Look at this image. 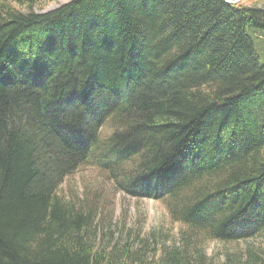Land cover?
<instances>
[{"label": "trees", "instance_id": "16d2710c", "mask_svg": "<svg viewBox=\"0 0 264 264\" xmlns=\"http://www.w3.org/2000/svg\"><path fill=\"white\" fill-rule=\"evenodd\" d=\"M34 4L0 0V264H151L59 192L93 156L186 226L159 264L264 231V0Z\"/></svg>", "mask_w": 264, "mask_h": 264}, {"label": "rangeland", "instance_id": "374dc122", "mask_svg": "<svg viewBox=\"0 0 264 264\" xmlns=\"http://www.w3.org/2000/svg\"><path fill=\"white\" fill-rule=\"evenodd\" d=\"M70 1L35 0L32 9L47 12ZM20 8L30 11L28 5ZM255 44L264 63V40L256 37ZM111 121L101 129L102 138L113 131ZM59 192L86 210H92L94 243L99 249H113L124 256L129 247L137 260L159 264L160 256L184 246L182 234L186 226L172 220L165 202L126 194L95 156L68 176ZM187 254L188 264H264V231L255 237L231 242L194 237L188 244Z\"/></svg>", "mask_w": 264, "mask_h": 264}, {"label": "built area", "instance_id": "2783aa9c", "mask_svg": "<svg viewBox=\"0 0 264 264\" xmlns=\"http://www.w3.org/2000/svg\"><path fill=\"white\" fill-rule=\"evenodd\" d=\"M234 1H237V0H234Z\"/></svg>", "mask_w": 264, "mask_h": 264}]
</instances>
